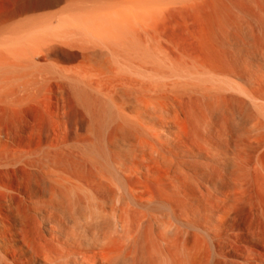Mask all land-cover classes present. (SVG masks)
<instances>
[{
	"label": "rangeland",
	"instance_id": "374dc122",
	"mask_svg": "<svg viewBox=\"0 0 264 264\" xmlns=\"http://www.w3.org/2000/svg\"><path fill=\"white\" fill-rule=\"evenodd\" d=\"M80 1L81 3H83L82 7H83V10L85 11L82 10L81 6H78V2ZM104 1L106 2V4ZM150 1H152V3ZM88 2L89 4H91L90 6L87 5V7L90 10H88V8L85 5V4H88ZM112 2L115 6L117 3V6L116 7H113L114 5L111 6ZM134 2H138V4H134ZM140 2L143 4H140ZM154 2L153 0H147V1L127 0V2L126 0L124 1H121V0H0V151L1 152L7 151V153L16 152V154L17 153L25 154L29 152H35L37 149L39 150L44 149L48 147L49 144L50 145L51 143L55 144L56 141H59L62 139L65 151L68 152L69 154L71 152L74 154H78V153L79 155L81 154L80 156H82V159L84 160L82 161V163L85 161L88 162L92 160L94 163L96 162L95 164H97L99 167L103 168L104 166L105 168H109L110 170H113L111 172H114V169L117 166L116 163L118 162V159L120 158L119 155L123 156L122 152L124 151V150L122 151L118 150V154H117V149H115L114 154H111L108 151L109 148L107 145V142H108L107 137H108L109 132H111L110 131L111 128L114 127L117 121L115 117L116 113L114 110L115 105H121L123 103L125 104L128 101V99L132 101L131 98L134 96V94L138 92L139 88L148 87L147 89H149V91L146 94L152 97L153 93L150 92V89H152V87L153 88H155V86H158L157 88H160L159 86H161V88L164 87V89L166 88L167 90H169L168 94L170 95L172 94L171 95L172 97H168L167 99V103L170 102L169 104L171 107L173 105L172 109H175V111L177 112L179 111L178 113L179 115H181V117H183L182 115L184 114H187L186 115L187 117L190 116L189 118L193 126L195 125L194 127L198 128L197 130L200 133H203L204 135H208V137L213 141V142L211 141V144L213 145L218 144L217 146L220 147V150H218V148L216 147H215L216 149L215 148L213 149L214 146L211 147V149L210 147L208 148V151L210 150V153H215L217 150L220 151L221 160L223 158L222 161H224L223 164H226L225 165L226 167L228 165V168L223 169V170L220 169L219 171H222V173H224V170H225V175H228L227 177L229 178V174H230L229 172L232 168L230 163L233 162L232 161L233 153H235V151L236 153L238 152L239 158H241V160L238 158V165H239L238 177L239 179H241L239 180V184H240V189H242L243 191L241 192L243 193L242 194L243 197H241L242 199L241 202L242 201L243 202L242 204L240 202L238 205V209H237L238 217L236 218L237 220L236 226L238 227V229L241 230L240 231L241 234L239 233L240 235H239V242H238L239 251L238 250L235 251L232 245L230 244L231 245L230 246L227 243L228 247L226 246V250L223 256H221L223 257V259H221V257H218L212 253L213 257L215 258L214 263H216L217 259L219 258L218 259L219 264H252V263L264 264V4H263L264 0H243V1L242 0H181V1H178V0L177 1L176 0H173V1L165 0L164 1L163 0L162 1L161 0V2L160 0H154ZM170 2L172 3L171 6H170L171 4ZM81 3H79V5H81ZM107 3H109V6H107L108 5ZM75 4H77L76 5L77 7L81 8L78 10L76 9L75 11L79 14L80 13L83 14L85 12L83 15L87 14L85 15L86 17L87 16L94 17L93 14L95 12H96L95 16L104 14V12L106 14L108 12H111V9L112 11H115L116 9L119 11L123 10L124 12H127L128 9L133 10V11L135 9L137 12H142L143 9L148 10V11L143 12L145 13V15H143L142 13L144 17L145 16L147 17L148 15H150L148 16L149 18L148 17L146 18L148 19V24L145 23L144 28H146L148 25L150 26L149 23L151 24L154 23V25H152L154 29L150 27L151 31L149 30L150 32L146 33L144 32V28L142 27L143 31L140 30L142 32L133 33V35L130 34V32H127V30L125 31V34L124 33L119 34L118 28H115L114 26H112V24H109L108 22L107 23L104 22L105 24H103L102 20H99V18L98 19L95 18L94 20H92L94 22L89 21L94 24L87 23L88 26L84 23L79 24V21H78L77 22L78 26H77L76 21L78 20V18L80 19V23L85 22L87 18L83 17L82 15L83 20L81 19V17H78V18L75 17L77 18V20L73 18L71 19V17H74V15L76 16L79 15V14H75L76 13L74 11L75 9L74 7H76L74 6ZM95 4L97 7L98 6L100 7L101 5L103 6L106 5V8L104 7V10H102L103 9L102 8L103 6H102L100 7L101 10H99L98 9L99 7L96 8V6H94ZM123 4L124 6H122ZM67 5L68 6L71 5L73 8L72 7L69 8ZM84 6L86 8H84ZM91 6L92 8L94 7L96 8L95 12L93 11L95 8L92 9ZM118 6L121 7L122 9L119 8ZM157 6L159 8H157ZM155 9H158V10L160 9L161 14L158 10H155ZM61 10H63L64 12H62ZM71 10L73 11L70 12ZM151 10H153L152 11L153 13L151 12ZM154 10L156 11L157 14L159 12L160 17H158V15L155 14ZM60 11H61V19L63 20H60V17L57 16V14L60 13ZM68 11L70 13V14L68 13L69 16L74 14L70 16V18H68L69 16L66 14ZM87 11L88 13H86ZM90 11L92 14L90 13ZM56 16L58 18H56ZM64 18L68 20V23L66 22V20L64 21ZM152 18H154V20H152ZM157 18L159 19L156 21ZM143 19L144 21L146 20L145 18ZM71 20H76V21H71ZM62 21L64 23L66 22L68 25L66 23L65 24L61 23ZM101 23L104 26H102ZM70 24H71V28H68L70 27ZM73 24L76 26V29L72 27ZM91 24L93 25V27ZM80 25H82V27H84L85 25L86 29L85 27L81 29L82 27ZM89 26H91L94 30H96V27H97V30L96 31H94L93 29L91 30L90 29L91 27ZM64 27L66 30L64 29ZM108 27L112 28V29L109 28L110 32L107 29ZM136 27L138 28V26ZM105 28L108 30L109 34L107 33V30ZM113 28H115L118 31L113 30ZM219 28H220V31L218 30ZM38 29H48V30H46L47 33L42 35L41 37L36 33ZM80 29H81V33L78 31ZM87 29H89L90 31ZM156 29L159 30V32H157ZM152 30H154L155 32ZM102 31H105V33ZM135 31H137V29H135ZM83 33H86L85 36ZM102 34L103 35L106 34L107 36L106 35L104 36L106 37L110 36V38L111 37L112 38L110 39V38L103 37ZM72 35L73 37H71ZM77 35H80V36H77ZM89 36H94V37H89ZM120 36L123 38H121ZM133 36L134 38H136V36L138 37L134 39ZM145 36L146 38L144 39L143 37ZM129 37L130 39H127V40L125 39ZM163 37L164 39H162ZM97 38L101 40L100 41L101 43L98 42ZM121 39L123 41L125 40L124 41L125 43ZM86 40L87 41L89 40V41L87 42ZM144 42L148 44H145ZM102 43H104L103 45L105 46L106 49L103 47V45L100 46V44ZM133 43L135 44V46L133 45ZM150 44H152V46ZM110 46L112 47L110 48ZM115 47H118V48H115ZM22 49L25 50L24 52H27V53L26 54H24V52L22 53L21 52ZM102 50L103 52H101ZM104 50H106V52ZM129 50H131L132 52ZM134 50L137 52H135ZM153 50L156 52L154 53ZM37 51H41V52L38 53ZM90 51L93 54L90 53ZM97 51H99V53ZM118 52H120L121 54ZM163 53L165 54L164 56H163ZM21 54L25 56L28 55V58H30V60H28L29 62H24V60H22V57L20 58ZM180 54L183 55L184 57L181 56ZM90 55H92L93 57ZM99 55L103 56V59H101V61L104 60V62L110 57L105 62V64H103L104 63L103 61H102L103 63L101 64H103L107 68L109 67L108 69L111 68L112 69V70L110 69L111 72L116 70L114 72H117V73H114L112 75L111 72L109 71L108 74H106L108 70L106 68H103L102 66H101L102 68L100 67L99 63L101 61H99L100 60ZM126 55L128 56L127 59L125 58ZM168 55L169 57H167ZM86 56H88V58H86ZM151 56L153 57V59ZM89 57L92 59L93 62L91 61V59H89ZM111 58L112 59L116 58L117 60L114 59L113 60L114 62L113 61L111 62L112 60ZM178 58L180 60L182 58L181 62ZM87 59L88 61L90 60L89 62L91 64L88 63ZM140 59H143V60H140ZM156 59H159V60L163 59V60L159 61ZM166 59H167V62H166ZM191 59L192 60L194 59V60L192 61ZM195 59L197 60L195 61ZM84 60H86V62H84ZM22 61L26 63L27 66L26 64H23ZM98 61H99L98 63L99 65H97ZM153 61L156 62L157 64L154 63ZM137 62H140V63H137ZM168 62L171 64V66ZM200 62L202 64V67L204 68L201 67ZM9 63H10V66L8 67ZM12 63H15V64H12ZM11 64L13 65V67L15 66L16 68L11 67ZM123 64L124 66H122ZM160 64L165 66V68L160 67L161 66ZM182 64L184 65L182 66ZM24 65L26 67H24ZM168 65L170 66V68ZM218 65L219 66L221 65L220 68ZM139 66H140V69H142L141 71L140 69H138ZM76 67H78V70L79 69L82 70L81 78H83V73H84V75H86V77H84L85 80L88 78L89 82L92 81L90 83L87 81V83L90 84V88L88 87L89 85L87 86L88 89L86 88L85 85L87 83L85 85H82L84 83L81 82L82 83L81 84L80 82H78L77 79L79 78L80 73L78 72V70H74V69H77ZM177 67L178 68L180 67V69H178ZM118 68L119 69L121 68V69L118 70ZM145 68L147 69L145 70ZM187 68L189 69L186 70ZM205 68L206 69L210 68V69L206 70ZM61 69H63L64 71ZM153 69L154 71H152ZM72 70H74L75 72ZM76 71L79 74L74 75ZM83 71L87 73L85 74V72ZM97 71L100 73H97ZM145 71H147V73ZM155 71H156L157 76L154 75L155 73L152 74ZM206 71L208 73L212 71L211 74H209L210 76L207 74ZM213 71L214 72L216 71L215 72L216 75L213 74ZM142 72H144L145 74ZM168 72L172 74H168ZM178 72L180 73V76ZM204 72H206V74ZM218 72H221L222 74ZM139 73L141 75H138ZM88 74H90L89 77H87ZM102 74L104 76H102ZM177 74H178V77H177ZM194 74L196 75L194 76ZM197 74L199 75L201 74V75L199 76ZM62 75L64 78L62 77ZM76 75H79L78 78ZM92 75H93V78L91 77ZM172 75L174 77H172ZM212 75L213 76L215 75L214 76L215 78ZM60 76H61V79H60ZM147 76L148 78H146ZM162 76L165 78H163ZM221 76L223 77V79L220 78ZM69 77H70V80H69ZM153 77H157V78L153 79ZM208 77H209V80H208ZM81 78H79V80H81ZM200 78L201 79L203 78V79L201 80ZM211 78L212 80L214 79L215 80L212 81ZM229 78L234 82H232ZM159 79H163V80L160 81ZM95 80H96V83L98 81L97 84L95 83ZM174 81L176 83H174ZM207 81L208 82L210 81L209 82L210 84L209 83L207 84ZM221 83H223V85ZM111 84L112 86H110ZM175 84L176 85L180 84V85L176 86ZM193 84L194 86H192ZM232 84L236 85L237 87L233 86ZM109 86L111 89H108ZM127 86H129L130 88H128ZM191 86L192 88H190ZM212 86L214 89L212 88ZM120 87L121 88L124 87V88L121 89ZM219 88H222V89L224 88L226 90H220ZM235 89L237 90V92ZM240 89H242L243 91H241ZM206 90H208V92ZM103 91L104 92L107 91V92L104 93ZM124 91H127V92H124ZM193 91L194 93L191 94V92ZM195 91L210 93V96H211L210 102H212V104L208 101L206 102L203 101L201 97L199 96V94L197 93L195 94ZM246 92H248V95L246 94ZM109 93H111V95ZM5 94L7 95V97ZM127 95L128 97L130 95L132 97L130 96L129 98L128 97L126 98ZM93 96H95V98ZM245 96H249V97L246 98ZM149 97L147 96V99ZM253 98L256 100L254 101ZM106 99H109V100H106ZM86 100H89V102ZM111 100L113 102H111ZM151 101L153 100L151 99ZM93 102L97 104H94ZM111 104H113L114 106L113 105L111 106ZM126 104H125V107H126ZM86 106H88V108ZM217 107H220V109H218ZM111 108H113V110ZM191 108H192V111H191ZM96 116H98V118ZM206 119L208 120L205 122ZM204 122H205V125H204ZM254 123L256 124L253 126ZM259 126H261V128ZM254 127L257 129H255ZM259 128L260 130L258 131ZM256 130H257V133H256ZM254 140L255 141L258 140L257 141L258 143H256ZM241 147L243 149H241ZM8 150L10 151L8 152ZM243 151L244 153L242 155L241 153ZM111 157L114 159H111ZM111 163L112 164L114 163V165L115 164L116 165L114 166ZM215 165L216 164H212V166L216 167ZM247 167L249 170L246 169ZM240 170L241 171L243 170L244 172L243 171L241 172ZM246 171L248 172V174ZM243 173L245 174V176ZM190 175H192L191 172H190ZM2 179L5 184H10L11 187L15 189L22 188L23 190H29L31 188V181L29 177L24 174H18L17 176L16 175L3 176ZM115 179L116 177L114 176V180ZM243 189L247 191L245 192ZM16 201H17V204H20L18 198L17 199L15 198V202ZM250 206L252 207L250 208ZM154 209H152V211L154 212L152 211L151 212L155 216L157 215L156 217L160 216L161 212L164 213V209L163 208L161 209L160 206L158 208H156L155 206ZM249 228L252 229L253 236H254L252 238L253 240L251 239L252 235H250L251 232L248 230ZM195 230H198V229H194V231ZM251 255L253 259L250 257ZM221 260H225L226 262L221 261Z\"/></svg>",
	"mask_w": 264,
	"mask_h": 264
},
{
	"label": "bare ground",
	"instance_id": "6f19581e",
	"mask_svg": "<svg viewBox=\"0 0 264 264\" xmlns=\"http://www.w3.org/2000/svg\"><path fill=\"white\" fill-rule=\"evenodd\" d=\"M121 1H124V0H121ZM144 1H147V0H144ZM178 1H181V0H178ZM126 2H127V0H126ZM141 2H140V4H143ZM150 2L152 3V1H150ZM153 2H154V0H153ZM160 2H161V0H160ZM79 3H81V1L78 2V6L82 7L83 3H81V5H79ZM114 3H115V1H114ZM102 4H104V3H102ZM105 4H106V2H105ZM107 4H108L107 6H109V3H107ZM134 4H138V2H134ZM140 4H139V6H140ZM221 4H222V2H221ZM76 5L77 4H75L74 6H76ZM85 5L87 7V5L90 6L91 4H89V2H88V4H85ZM112 5H114L113 2L111 4V6ZM171 5H172V3L170 4V6ZM94 6H96V4ZM102 6L103 5H101L100 7H102ZM116 6H117V3H116ZM116 6L114 5L113 7H116ZM122 6H124V4ZM147 6H146V8H147ZM193 6H192V8H193ZM68 7L70 8L72 6L69 5ZM76 7H74L75 8L74 11L76 9L77 10L81 9L79 7H77V8ZM86 7L84 6V8H86ZM98 7L96 6V8H98ZM100 7L98 8L99 10H101ZM104 7L106 8V5L102 7L103 8L102 10H104ZM187 7H188V5H187ZM69 8H68V10H69ZM91 8H92V6H91ZM94 8H92V9H94ZM96 8L93 10L94 12H95ZM119 8H121V7H119ZM154 8H155V6H154ZM157 8H159V7L157 6ZM152 9H153V7H152ZM82 10H83V7H82ZM88 10H90V9L88 8ZM126 10H127V8H126ZM143 10H142V12H137L135 9H134V11L128 9L127 12H124L123 10L119 11V10L115 9V11H112V9H111V12H108L106 14H105V12H104V14L99 13L100 15H98V16H95L96 12L95 13L93 12L94 17H92V16L86 17L85 15H87V14L83 15L85 12L83 14L80 13L81 14L80 15L79 13H77L75 11L76 12L75 14H79V15L76 16V15L72 14V15H74V17H71V19L73 18V19L77 20L78 17H81V19L83 20V17H86L87 18L86 21H88V22H86V21L82 22V20H81L82 23H80L79 18L77 21L76 20H71V21H76V23L79 21V24L84 23L87 25V23L90 24V23L94 22L92 20H94L95 18H97V19L99 18V20H102L103 24H105L104 22H106V23L108 22L109 24H112V26H114L115 28H118L119 31L116 30L115 28H113V30L118 31L119 34L120 33L125 34V31L127 30V32H130V34L133 35V33L142 32L145 23L148 24V19H146V18L150 15H148L147 17L146 16L144 17L143 15H145V13H143V12L148 11V10H144V11ZM155 10H158V9H155ZM155 10H154V12H155V14H157ZM61 11L64 12L63 10H61ZM61 11H60V13L57 14V16L60 17V20H63V19H61ZM72 11L73 10H71L70 12H72ZM83 11H85V10H83ZM152 11L153 10H151V12ZM158 11L160 12V9ZM159 12L157 14L158 17H160L159 15L161 14V12H160V14H159ZM68 13H69V11L66 13L69 16L70 13L69 14ZM86 13H88V11ZM90 13H91V11H90ZM142 13H143V15H142ZM91 14H89V15H91ZM72 15H70V16H72ZM82 15H83V17H82ZM57 16H56V18H58ZM66 16H65V18H66ZM70 16L68 18H70ZM53 17H55V16H53ZM75 17H77V18H75ZM65 18H64V21L66 20ZM143 18H145L146 20L144 21ZM215 18H216V16H215ZM158 19L159 18H157L156 21ZM152 20H154V18H152ZM89 21H92V22H89ZM66 22L68 23V20H66ZM61 23L65 24L63 21ZM92 24H94V23H92ZM103 24H102V26H104ZM149 24H150V26L149 25L147 26L149 28H147L146 26H145L146 28H144V32H146V33H149L151 31L150 27H152V29H154L152 26V25H154V23H152V24L149 23ZM220 24H218V25H220ZM106 25H108V24H106ZM141 25H143V26H141ZM226 25H224V26H226ZM61 26H62V24H61ZM77 26H78V23H77ZM80 26L82 27V25H80ZM136 26H138V28ZM65 27H64V29H65ZM72 27H74L76 29V26L74 24L72 25ZM84 27H85V25H84ZM84 27H82L81 29H83ZM89 27H91V26H89ZM92 27H93V25H92ZM92 27L90 28L91 30L93 29ZM139 27H141V28H139ZM68 28H71V24H70V27H68ZM109 28H111V27H108L107 29L109 30ZM214 28H216V27H214ZM81 29L78 30L80 33H81ZM85 29H86V27H85ZM135 29H137V31H135ZM46 30H48V29H38L36 31V33L42 37V35L47 33ZM87 30H89V29H87ZM96 30H97V27H96ZM96 30H94V31H96ZM99 30H100V28H99ZM108 30H107V33H108ZM140 30H142V31H140ZM218 30L220 31V28ZM105 31H102V32L105 33ZM152 31H154V30H152ZM83 32H85V31H83ZM109 32H110V30H109ZM157 32H159V30H157ZM61 33H60V35H61ZM83 34L85 36L86 33H83ZM106 34H104V35H106ZM113 34H111V35H113ZM104 35H103V37L107 36V35L106 36H104ZM77 36H80V35H77ZM77 36H75V37H77ZM97 36H99V35H97ZM128 36H129V34H128ZM146 36H147V34H146ZM146 36L143 38L145 39ZM71 37H73V35ZM89 37H94V36H89ZM137 37L138 36H136V38ZM106 38H110V36H108ZM121 38H123V37H121ZM133 38H134V36H133ZM136 38H134V39H136ZM147 38H149V37H147ZM85 39H86V37H85ZM125 39L126 40L130 39V37L125 38ZM162 39H164V37ZM90 40H92V39H90ZM95 40H96V38H95ZM97 40H98V42L101 41L98 38H97ZM114 40H116V39H114ZM217 40H219V39H217ZM105 41H106V39H105ZM135 41H137V40H135ZM141 43H142V41H141ZM141 43H140V45H141ZM103 44L104 43L100 44V46ZM145 44H148V43H145ZM145 44H143V45H145ZM133 45L135 46L134 43H133ZM150 45L152 46V44H150ZM92 46H94V45H92ZM103 47L105 48L104 45H103ZM111 47L112 46H110V48ZM127 47H129V46H127ZM144 47H146V46H144ZM154 47H155V45H154ZM115 48H118V47H115ZM151 49H153V48H151ZM171 50H173V49H171ZM24 51L25 50H23V49L21 50L22 53ZM99 51H97V52L99 53ZM104 51L106 52V50H104ZM129 51H131V50H129ZM149 51H151V50H149ZM37 52L40 53L41 51H37ZM94 52H96V51H94ZM101 52H103V50ZM135 52H137V51H135ZM146 52H148V51H146ZM155 52L156 51H154V53ZM26 53L27 52H24V54H26ZM90 53H92V52L90 51ZM111 53H112V51H111ZM118 53H120V52H118ZM165 53H166V51H165ZM87 55H88V53H87ZM116 55H118V54H116ZM164 55L165 54L163 53V56ZM24 56L25 55L21 54L20 58L22 57V60H24V62H29L28 60H30V58H28V55H26L25 57ZM90 56H92V55H90ZM104 56H106V55H104ZM181 56H183V55H181ZM99 57H100L99 61H101V59H103V56L99 55ZM167 57H169V55ZM86 58H88V56H86ZM125 58L127 59L128 56L126 55ZM175 58H176V56H175ZM89 59H91V58L89 57ZM114 59H116V58H113L111 60V62ZM152 59H153V57H152ZM140 60H143V59H140ZM156 60H159V59H156ZM162 60L163 59H161L159 61H162ZM181 60H182V58H181ZM181 60H180V62H181ZM196 60L197 59H195V61ZM87 61H88V59H87ZM89 61H88V63L91 64ZM91 61H92V59H91ZM99 61L97 62V65L100 64V67L102 66L103 68H106L108 70L106 74H108V72L110 71L111 68L108 69L109 67L107 68L103 65V64H105L106 61L104 62V60H102L104 63L102 61L99 63ZM24 62H23V64H26ZM84 62H86V60H84ZM166 62H167V59H166ZM101 63H103V64H101ZM137 63H140V62H137ZM149 63H151V62H149ZM154 63H156V62H154ZM12 64H15V63H12ZM12 64H11V67H13ZM200 64H201V62H200ZM163 65H164V63H163ZM163 65H161L160 67L165 68V66H163ZM183 65L184 64H182V66ZM9 66H10V63L8 65V67ZM26 66H27V64H26ZM26 66L24 65V67H26ZM122 66H124V64ZM136 66H135V68H136ZM170 66H171V64H170ZM170 66H169V68H170ZM186 66H188V65H186ZM220 66H219V68H220ZM24 67H23V69H24ZM192 67H193V65H192ZM201 67H202V64H201ZM13 68H16V67L14 66ZM76 68L77 69H74V70H78V67H76ZM132 68H134V67H132ZM202 68H204V67H202ZM18 69H19V67H18ZM120 69L118 68V70H120ZM138 69H140V66L138 67ZM146 69L147 68H145V70ZM178 69H180V67ZM188 69L189 68H187L186 70H188ZM209 69L210 68H208L206 70H209ZM61 70H63V69H61ZM74 70H72V71H74ZM92 70H93V68H92ZM141 70L142 69H140V71ZM213 70H214V68H213ZM215 70H217V69H215ZM65 71H67V70H65ZM85 71H86V69H85ZM85 71H83V72H85ZM102 71H104V70H102ZM114 71H116V70H114ZM114 71H112V72L110 71L112 75L114 73H117ZM152 71H154V69ZM156 71L153 72L152 74L155 73L154 75H156ZM179 71H181V70H179ZM55 72H57V71H55ZM78 72L80 74L77 73V71H76V73H74V75L79 74L80 76L79 75H76V76H77V78H78V76H79V78H81L82 70L79 69ZM130 72H131V70H130ZM133 72H135V71H133ZM145 72L147 73V71H145ZM174 72H175V70H174ZM206 72H204V73L206 74ZM211 72L210 73L207 72V74L209 75V74H211ZM215 72L213 71V74L216 75ZM86 73L87 72H85V74ZM89 73H91V72H89ZM97 73H100V72L97 71ZM142 73H144V72H142ZM218 73H221V72H218ZM127 74H129V73H127ZM148 74H149V72H148ZM148 74H146V75H148ZM168 74H172V73L168 72ZM89 75L90 74H88L87 77H89ZM115 75H117V74H115ZM138 75H141V74L139 73ZM173 75H175V74H173ZM173 75H172V77H174ZM192 75H193V73H192ZM195 75L196 74H194V76ZM197 75H199V74H197ZM102 76H104V75L102 74ZM151 76H153V75H151ZM179 76H180V73H179ZM217 76H219V75H217ZM62 77H63V75H62ZM70 77H69V80H70ZM84 77H86V75H84V73H83V78ZM91 77L93 78V75ZM99 77H101V76H99ZM113 77H115V76H113ZM177 77H178V74H177ZM189 77H187V78H189ZM205 77H206V75H205ZM79 78L77 80L80 83L81 82L84 83V84L81 83L82 85H85L87 83V81L89 82L88 78L86 80H85V78L84 79L81 78V80H79ZM94 78H96V77H94ZM146 78H148V76ZM154 78H157V77H153V79ZM163 78H165V77H163ZM212 78H211V80H212ZM218 78H216V79H218ZM220 78L223 79L222 76ZM60 79H61V76H60ZM82 79H83V81H82ZM166 79H168V78H166ZM98 80H100V79H98ZM159 80L161 81L163 79H159ZM177 80H175V81H177ZM208 80H209V77H208ZM214 80H212V81H214ZM175 81H174V83H176ZM227 81H229V80H227ZM227 81H226V83H227ZM72 82H73V80H72ZM78 82H77V84H78ZM90 82H92V81H90ZM102 82H103V80H102ZM156 82H157V80H156ZM171 82H173V81H171ZM209 82L207 81V84ZM220 82H221V80H220ZM232 82H234V81H232ZM89 83H87L85 85L86 88L88 85H89L88 87L90 88ZM95 83H96V80H95ZM97 83H98V81H97ZM117 83H118V81H117ZM221 84L223 85V83H221ZM185 85H186V83H185ZM110 86H112V84ZM110 86L108 89H111ZM129 86H127V87L130 88ZM165 86H166V84H165ZM187 86H189V85H187ZM192 86H194V84ZM192 86L190 88H192ZM233 86H236V85H233ZM157 87L158 86H155V88L152 87V89H150V92L153 93L152 97L150 95L146 94L149 91V89H147L148 87H143V88H139V90L137 92L138 94L137 93L134 94L133 97L130 95L132 97L131 98L132 101H130L128 99V101H127L128 103L127 102H126L127 104L125 103L126 107H125L124 103L121 105H115L114 110L116 113L115 117H116L117 121H116L114 127L111 128V130H110L111 132H109V134H108L107 145H108L109 150L108 149L107 150L111 154H114L115 149H117V154H118V150L119 151L124 150V151L122 152L123 156L119 155L120 158L118 159V162L117 161H116L117 163L115 162L117 164V166L115 167L114 172H111L113 170H110L109 168H105L104 166H103V168L99 167L97 164H95L96 162L94 163L92 160H90L88 162L85 161L82 163V161H84V160L82 159V156H80L81 154L80 155H79V153L74 154L72 152L69 154L68 152L65 151L62 139H61L62 141L61 140L56 141L55 144L51 143V145L50 144H49V146L47 145L48 147H46L44 149H40V150L37 149L35 152H29V153H25V154L24 153H22V154L17 153L16 154V152L15 153H12V152L7 153V151H4V152L0 151V264H216V263L219 264V260H218L219 258L217 259V262L215 261L216 263H214L215 258L213 257V254L218 256V257L223 256V254L226 250V246L228 247V245H230V244L232 245V247L235 251L239 249L238 248V242H239V235L241 234L240 233L241 230L238 229V227L236 226V221H237L236 218L238 217V215H237L238 210L237 209H238L239 203L242 200L241 197H243V195H242L243 193H241V192H243V191H242V189H240L239 180H241V179H239V177H238V172H239V170H238V167H239V165H238V158H239L238 152L236 153V151H235V153H233V160H232L233 165H232V163H230L232 168L229 172L230 174H229V178H228L227 177L228 175H225V170H224V173H222V171H219L220 169L223 170V169L228 168V165L226 167L225 166L226 164H223V162H224V161H222L223 158L221 160V157H220L221 152L218 151V150H220V147L217 146L218 144L217 145L211 144L212 140L208 137V135H204L203 133H200L197 130L198 128L194 127L195 125L193 126V124L191 123L190 118H189L190 116L187 117L186 116L187 114H184V115H182L183 117H181V115H179V113H178L179 111L177 112V111H175V109H172L173 105L171 107L169 104L170 102L167 103L168 97H172L171 96L172 94L171 95L168 94L169 90H167L166 88L164 89L163 86H162L163 88H161V86H159L160 88H157ZM94 88H95V86H94ZM122 88H124V87H122ZM212 88H213V86H212ZM182 89H184V88H182ZM203 89H201V90H203ZM213 89H211V90H213ZM219 89L220 90H226L224 88L223 89L219 88ZM83 90H85V89H83ZM240 90L243 91L242 89H240ZM107 91H105V92H107ZM206 91L208 92V90H206ZM124 92H127V91H124ZM183 92H184V90H183ZM236 92H237V90H236ZM238 92H240V91H238ZM193 93H194V91L191 92V94H193ZM196 93L199 94V96L201 97V99L203 101L210 102V100H211L210 93L195 91V94ZM217 93H219V92H217ZM12 94H13V92H12ZM109 94L111 95V93H109ZM213 94H211V95H213ZM246 94L248 95V92H246ZM77 95H79V94H77ZM146 95L148 97L149 96L150 97L147 99ZM249 96H245V97L247 98ZM6 97H7V95H6ZM93 97L95 98V96H93ZM111 97H109V98H111ZM127 97H128V95L126 96V98ZM106 98H108V97H106ZM84 99H86V98H84ZM88 99H89V97H88ZM151 99L153 101H151ZM106 100H109V99H106ZM255 100L256 99H254V101ZM86 101L89 102V100H86ZM257 101H258V99H257ZM111 102H113V101L111 100ZM99 103H101V102H99ZM99 103H98V105H99ZM210 103L212 104V102H210ZM94 104H97V103H94ZM113 104H111V106ZM198 104H199V102H198ZM86 107L88 108V106H86ZM170 107L172 110L170 109ZM217 108L220 109V107H217ZM111 109L113 110V108H111ZM209 109H210V107H209ZM211 109H213V108H211ZM199 110H200V108H199ZM214 110H216V109H214ZM191 111H192V108H191ZM199 115H200V113H199ZM207 116H209V115H207ZM96 117L98 118V116H96ZM100 117H102V116H100ZM207 120L208 119H206L205 122ZM114 122H112V123H114ZM205 122H204V125H205ZM255 124L256 123H254L253 126ZM259 127L261 128V126H259ZM88 128H89V126H88ZM260 128L258 129V131L260 130ZM252 129H253V127H252ZM255 129H257V128H255ZM224 132H225V130H224ZM256 133H257V130H256ZM83 135H85V134H83ZM254 136H255V134H254ZM257 141H255V142L258 143ZM239 142H241V141H239ZM245 142H246V140H245ZM209 147H210V149H211V147H213V149L216 147V148H218V150L215 153H210V150L208 151ZM233 147H235V146H233ZM39 148H41V147H39ZM243 148H244V146H243ZM243 148L241 147V149H243ZM9 151L10 150H8V152ZM243 153H244V151L241 154L243 155ZM115 154H116V152H115ZM111 159H114V158L111 157ZM239 159L241 160V158H239ZM106 163H108V162H106ZM212 164H216L215 165L216 167L212 166ZM99 165H101V164H99ZM112 165H114V163ZM246 169H248V167ZM246 169H244V170H246ZM190 172L192 175H190ZM18 174H24V175L29 177V179L31 181V188L29 190H23L22 188L15 189V188L11 187L10 184H5L3 182V179H2L3 176H9V175H11V176L16 175L17 176ZM247 174H248V172H247ZM114 176L116 177L115 180H114ZM244 176H245V174H244ZM242 181H244V180H242ZM244 184H246V183H244ZM245 186H247V185H245ZM244 191L246 192L247 190H244ZM15 198L16 199L18 198L20 204H17V201L15 202ZM244 200H245V198H244ZM242 202H241V204H242ZM155 206H156V208H158L159 206L161 209L163 208L164 213L161 212L160 216L156 217L157 215L155 216L152 213V212H154V211H152V209H154ZM251 207L252 206H250V208ZM246 227H247V225H246ZM248 227H250V226H248ZM194 229H198V230H195L196 232L197 231L198 232L196 233L194 231ZM246 230H247V228H246ZM248 230L251 232V234L250 233L249 234L252 235V237H251V239H252L254 237L252 229L249 228ZM246 233H247V231H246ZM227 243H228V245H227ZM250 257L252 258V255ZM221 259H223V257H221ZM221 261H225V260H221ZM252 264H254V263H252Z\"/></svg>",
	"mask_w": 264,
	"mask_h": 264
}]
</instances>
